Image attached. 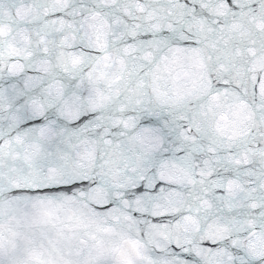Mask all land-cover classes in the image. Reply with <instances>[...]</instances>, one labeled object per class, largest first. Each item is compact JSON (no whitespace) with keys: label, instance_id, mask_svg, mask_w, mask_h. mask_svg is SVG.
<instances>
[{"label":"snow or ice","instance_id":"6c2138e0","mask_svg":"<svg viewBox=\"0 0 264 264\" xmlns=\"http://www.w3.org/2000/svg\"><path fill=\"white\" fill-rule=\"evenodd\" d=\"M0 264H264V0H0Z\"/></svg>","mask_w":264,"mask_h":264}]
</instances>
